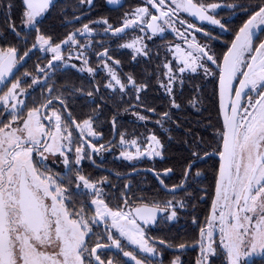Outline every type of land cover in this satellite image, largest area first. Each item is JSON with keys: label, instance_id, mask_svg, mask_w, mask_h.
Returning <instances> with one entry per match:
<instances>
[{"label": "snow or ice", "instance_id": "obj_1", "mask_svg": "<svg viewBox=\"0 0 264 264\" xmlns=\"http://www.w3.org/2000/svg\"><path fill=\"white\" fill-rule=\"evenodd\" d=\"M87 2L91 4L93 0ZM107 2L118 4L119 0ZM21 3L24 7L22 23L35 26L39 23L38 17L49 10L52 0H21ZM147 4L159 14H152L148 6H140L125 14L122 27L113 29L109 25L106 31L119 34L139 22L146 24L153 34L165 32L164 26H167L184 37V31L196 26L187 24L184 31L177 29V20L172 17H177L179 12L189 13L200 21H209L223 29L225 25L215 16L209 15V11L225 6L238 7L244 12L252 11V15L239 28L227 52L223 54L222 64L218 66L224 128L222 150L218 153L221 163L211 215L207 219L206 227L200 229L197 241L200 256L196 264H212L213 260L220 258H223V264H257L256 258L264 261V39L260 38L264 34V0L236 5L204 4L198 0H171V5L175 7H166V0H147ZM8 7H14V4L10 3ZM129 16L132 18L129 19ZM102 22L108 24L107 19ZM179 23L187 22L179 20ZM8 28L19 36L10 17ZM37 31L36 43L19 59L16 47L0 48V85L7 88L0 95V102L5 111L10 109L11 116L6 122L0 120V264H127L125 260L114 261L111 257L102 259V250L113 248L134 264H154L150 256L159 254L156 241L146 236L144 227L137 219L144 225L154 224L157 222L158 212L170 210L166 219L173 220L177 216V205L183 208L184 203L177 201L174 204L169 200L163 208L147 204L131 208L128 207V198L122 193L125 207L117 205L114 209L109 206L104 198L105 193L98 186L104 181H92L78 172L73 175V165L79 166L85 158L90 159V155L83 144L73 149L75 141L71 129L74 125L82 135L85 130L89 136L99 135L93 129L92 118L82 122L66 120L62 110L53 108L52 99H45L23 116L20 106L25 105V101L19 99V96L26 92L21 84L30 73H23L10 87L6 84L13 69L37 46L42 49L48 46L46 51L53 53L46 66L50 69L55 66L53 62L64 59L61 44H68L69 41L78 43L73 33L61 44L53 46L50 37L39 34L38 29ZM83 32L91 33L92 29L85 24ZM141 39L137 37L123 47L135 48L137 53L147 55L144 46L136 47ZM174 47L183 65L178 69L180 73L186 70L195 73L198 68H203L206 75L212 74L204 65L209 61L212 64L217 63L214 54H210V50L200 45L194 37L188 42V50L182 49L180 44ZM99 55L107 57L108 50L105 49ZM82 57L81 52L76 59ZM83 63L88 64L87 58L83 59ZM115 63L119 64V61ZM105 67L108 68L111 79L123 90L125 85L115 71L107 62ZM165 67L168 70L165 73L168 83L161 86L171 94L176 76L170 64ZM38 71L44 73L45 68H38ZM87 71L91 73L95 69L88 67ZM238 75L241 77L239 86L233 88V81ZM127 79L130 84L135 85L131 76ZM32 82L35 84L37 80L33 79ZM107 87H113L112 83ZM146 87L139 85L138 91ZM226 96L228 103H225ZM55 99L60 101L62 109H66L60 97ZM172 106L179 107L174 99ZM49 110L50 114H47ZM0 116H4V112H0ZM163 116L167 118L168 113H163ZM139 119L144 120L146 117L139 116ZM148 140L151 145L162 147L156 135L149 136ZM120 143L136 145L137 141H126L122 134ZM87 144L93 152L105 150L104 145L97 147L90 141ZM73 151L74 159H70ZM120 155L131 160L144 155L161 156V152L155 147L147 152L137 148L134 155L127 151ZM49 156L62 157L65 166L63 174L51 171ZM192 157L185 169L186 179L192 175V169L201 159L196 151H193ZM171 171L166 169L164 175ZM200 175L199 171L195 172V176ZM182 186L183 182L174 186L173 190ZM128 188L125 185L126 191ZM85 195H91L90 202L78 200V197ZM77 203L79 207L76 206ZM101 223L104 231H95V227ZM215 231H218V240L214 238ZM120 238H124L127 243H123ZM102 240L107 243L101 242ZM127 244L136 246L139 253L149 255L138 258L132 251L124 250ZM159 244L164 245L166 242L160 240ZM167 246L172 247L171 244ZM186 246L183 243L178 245L181 249ZM171 264H180V258L176 257Z\"/></svg>", "mask_w": 264, "mask_h": 264}, {"label": "trees", "instance_id": "obj_2", "mask_svg": "<svg viewBox=\"0 0 264 264\" xmlns=\"http://www.w3.org/2000/svg\"><path fill=\"white\" fill-rule=\"evenodd\" d=\"M68 1L71 2L69 11H63L65 7H61L62 4L66 5L67 0H57L47 16L37 23L39 33L50 37L52 43L62 41L72 29L76 30L100 17H107L111 23L114 22L118 25L123 22L125 14L129 13L133 7L135 8L145 2L144 0H126L120 9L111 10L106 6L105 0H93L90 8H86V0ZM200 1L206 4L220 3L222 5L259 2V0ZM10 3L14 4V7L9 8ZM71 10H73V16L67 18L66 15L71 14ZM23 11L24 7L21 0H0V48L16 47L18 59L23 55L25 49H31L33 43H36L34 31L31 35L22 33ZM219 12V16H232L233 20L230 22L236 23L237 27L232 29L230 33L222 35L221 39L213 40L202 37L207 43V50H210V54H214L217 61L216 64L207 62L206 68L210 69L212 74L206 75L203 68H198L195 73L185 71L176 74L171 94L161 84L166 85L168 83L165 76L167 72L166 63L170 62L173 69L178 70V63L169 49V44L174 43L177 39L167 35L149 38L146 56L138 57L135 62L129 59L124 60V63L129 64L126 71L127 75H130L136 84L127 87L126 91L111 90L102 83L99 76L82 73L74 68L65 69L66 73L57 76L59 80L65 81L69 93L55 89L50 95H63L62 97L67 99V106L76 122H82L91 117L93 129L99 134L96 136L98 137L97 140L101 142L110 140L115 131V138L112 142L113 151L103 155H95L96 166L87 160H85L87 162H81L79 166L73 165L74 176L78 172L92 181H102L104 176L107 178L105 182H109L108 179L111 180L110 185L104 183L98 185L103 187L105 199L109 206L116 207L121 204L123 202L122 193L128 200L133 197L144 202L150 201L151 198L162 202L165 197L170 196L172 199H184L187 202L188 220H192L197 214L198 177L195 176V172L199 169L210 172L215 168L217 159L214 156L209 155L196 162L192 169V175L188 177L184 188L177 194H169L162 190L156 178L149 172L140 171L130 176H124V174L138 167L152 168L156 171L171 169L173 175L163 178L167 185L178 184L185 177V169L193 159V151L198 152L200 157L204 156L205 153L219 151L224 128L219 108L218 66L221 64L223 54L227 51L234 33L252 15V11L244 12L238 7L225 6L219 8ZM9 17L15 23L16 32L19 33V36L8 28ZM70 18L73 20L71 24L67 23ZM126 56L124 51L122 57L125 58ZM26 63L25 67L21 61L16 75L9 82V86L15 82V79L21 78L25 72L30 73L28 76L30 80L36 77L37 71L33 60ZM139 85H146L147 87L138 91ZM21 87H26L25 80H23ZM6 90L1 91L0 95ZM32 93L36 95V99L39 101L32 100L30 97L33 95ZM32 93L29 94L25 111L38 106L49 95L47 90L39 92L34 89ZM173 99L179 105L178 108L172 106ZM148 109H155V111H148ZM165 112L168 113L167 118L163 116ZM139 116H144L146 119L141 120ZM114 119L115 123H113ZM122 134L128 140L138 138L143 148L148 144V137L153 134L156 135L162 145V147L158 146L157 148L161 152V156L146 155L137 161H130L120 156L121 149L117 143ZM87 138L92 141L95 140L89 135ZM74 147H78V145L74 144ZM70 159H74V151L70 154ZM60 168L63 167L58 166L55 172L63 174ZM114 173L119 174L118 178L114 176ZM116 180L119 182L118 186H115ZM125 185L129 186L127 191ZM256 262L257 264H264V261L259 258L256 259ZM184 264L194 263L189 259Z\"/></svg>", "mask_w": 264, "mask_h": 264}, {"label": "flooded vegetation", "instance_id": "obj_3", "mask_svg": "<svg viewBox=\"0 0 264 264\" xmlns=\"http://www.w3.org/2000/svg\"><path fill=\"white\" fill-rule=\"evenodd\" d=\"M56 1L57 0H52V4H51L49 10L43 16L38 17V21L44 19L47 16L52 5ZM144 1L145 2L143 4L137 5L135 8L140 7V6H148L150 9V12H152V14L157 15L156 10L151 8V6L147 4V0H144ZM125 2H126V0H125ZM198 2H202V1L198 0ZM92 4H93V2L91 4H89L86 0V8H90L92 6ZM105 4H106V0H105ZM204 4H206V3H204ZM122 6L117 7V8H110L108 6L107 7L110 8L111 10H117V9H120ZM167 6L175 7L174 5H171V0H166V7ZM61 7H65V8H63V11H69V9L71 8V2L67 0L66 5L62 4ZM135 8L133 7L129 13L133 12V10ZM72 11L73 10H71V14L66 15L67 18H69V16H73ZM209 13L212 14L213 16H215L216 18H218L225 25V27L228 29V31L220 29V28H216V27H213L210 25H206L202 22H197L190 16L189 13H186V12H179L177 14V17H172V19L177 20L175 27L177 29H179L180 31H184L185 28H187V24H194L196 26L195 28L202 29L204 31L211 33L213 35V37L206 36L202 33H199L198 31H195L194 29H187V31H184L185 33H187V35H189L188 33H192L197 41L200 40V42L202 44H205V47L207 49V45H206L207 43H205V41L202 37H208V38H211L213 40H217L219 38L221 39L222 35H224L226 33H230L232 31V29H235V27H237L235 25L236 23L230 22V20H233L232 16H229V17L224 16V15L219 16V14H220L219 8L216 9L215 11H209ZM131 18L132 17L130 16L129 19H131ZM104 19H107L108 24H104L102 22ZM179 20L186 21L187 23L186 24H180ZM72 22H73V20H72V18H70L67 23L71 24ZM122 23L117 25L114 22L111 23L107 17H100L98 19H95L91 23L90 22L86 23L92 29L91 33L83 32V26H81L76 30L72 29L70 31V33H68L67 36L64 37V39L62 41L66 40L70 34L75 33V39L79 40V44H77L76 46H77V48L82 49L81 52L83 53V58H87V60H88L87 65H85L82 60L79 61V59L74 58V55H76L77 48L75 47V44L70 43V41L65 46H63L64 44H61L62 41H60L58 43H52L51 42L53 46L55 44H61V51H62V55H63L64 59L61 61L53 62L55 66L53 68H50V69L47 68L46 66L48 65V61L51 60L53 53L50 51H46L48 46H45V48H43V49L40 48L39 46L32 49L33 52L31 51L29 53L28 57H26L22 61V64L26 67V64H27L26 62H28L29 60H33L34 65L36 67V71H37V75L33 79H36L37 83L33 84V82H32L33 79L30 80L28 77L24 78V80L26 82V87H25L26 92L19 99L24 100L26 106L25 105L20 106L21 114L23 116H26L28 110L25 111V109L27 107V101H28V98L30 96L29 94L34 92V89H37V91H39V92H42L43 90H47L49 95L45 99H52L53 100V105H52L53 108H55L57 110H62L65 119L75 120L72 117L71 111L69 110V108L67 106V103H66L67 99L65 97H62L63 95L62 96L53 95V94L50 95V93L53 92L55 89L57 91L62 90L63 92L69 93L68 87L66 88L65 81L59 80L57 78L58 75L64 74L67 72L65 69L74 68V69H76L82 73H86V74H90V75L95 74V76H99V79L107 87L108 83L110 82V75H111L108 68L105 67V62H107V64L115 71L117 77L125 85V88L123 90L121 88H114V89H111L110 87H108V88H110L111 90L120 89V91H126L127 87H131V86H133V84H130L128 82L127 78L130 75H127L126 71H127V66L129 64L124 63V60L129 59L132 62H135L138 57L146 56L144 54H139V53L133 54L132 50L123 47L124 42L127 41L130 34L136 33V35H137L138 32L140 33V31H141L139 29L143 28L144 30H143V32H141V35L143 37V40H144L146 46H147V40L153 36H165V35H167V36L174 37L175 39H177V41L180 39L179 38L180 36L177 34V32L173 31L170 28H167V26L162 25L165 27V32L153 34V33L148 31L146 24H141L139 22L136 25H134L131 29L127 30L125 33H123L121 35H114L110 31H106V29L108 28L109 25H111L112 28L115 29V28L122 26ZM161 24H162V22H161ZM22 26L23 27L21 30H22L23 34L28 33L29 35H31V34H33V31H34L35 37L38 35L37 24L35 26H28V25L22 24ZM239 28H238V30H239ZM78 30H80V31H78ZM238 30H236V32L234 33V36H233L231 42L235 38V35L238 32ZM39 34H41V33H39ZM187 35L185 34L184 37H186ZM260 38L264 39V34H261ZM87 41L89 44L85 45ZM179 41L182 42V40H179ZM231 42L229 44V47L231 45ZM257 43H258V41H257ZM173 44L174 43H170L169 45H173ZM80 45H84L85 47L81 48ZM105 49L108 50L107 57L100 56L99 54L103 53ZM25 51H28V49H25ZM124 51L127 55L125 58L122 57V53ZM145 51L147 52V48H145ZM78 54H80V52ZM70 55H71V58H70ZM17 59H18V54H17ZM115 61H119V64H116ZM20 64H21V62L16 66L17 70H16L15 74L13 75V77L16 75V73L20 67ZM85 66L95 69V71H94L95 73L94 72L90 73V72L86 71L84 69ZM38 68H45V72L44 73L39 72ZM82 68L84 69V71L81 70ZM51 76H55V77L52 78ZM13 77L7 82L8 87H10L9 82L13 79ZM166 78H167V76H166ZM240 78L241 77H239V75H238L237 79L233 81V88L239 86L238 81ZM167 80H168V78H167ZM218 83H219V79H218ZM4 89H7V88L4 86L2 91ZM49 89H51V92H49ZM30 97L34 101H39L38 99H36L37 97L34 94ZM55 97H60L64 101V104L66 105V109L61 108L60 101L56 100ZM10 103H11V101H10ZM3 109H4L3 104H2V102H0V112H4V116H0V120L6 122L11 117L8 114L10 111H5ZM50 111L51 110H49L47 114H50ZM42 114H43V110H42ZM8 116H10V117H8ZM220 117H221V114H220ZM221 120H222V118H221ZM45 123L47 124L48 121H45ZM222 123H223V121H222ZM71 130L73 131V139L76 142L74 144H77L79 146L77 141L82 139L83 142L81 141V143L85 144V148H87L86 150L89 152V155H90V159L85 158L81 162L84 163V162L88 161L92 165L96 166L97 164H95V162H94L95 155H103V154H107V153L113 151L112 142L114 141V138H115V131L113 132L114 135L110 140L101 142V141L97 140L98 137H95L94 141L87 138L88 134H86L85 132L82 135L80 133V131L75 128L74 125L72 126ZM88 141L92 142L93 144H96L97 147H99L100 145H104L105 150H102L100 152H94L93 157H92L91 156V153H92L91 148L88 147V144H87ZM220 150H222V144H221L219 151ZM219 151L210 152V153L218 154ZM120 152H121V150H120ZM212 156H214L217 159V163H216L215 168H213L210 172H204L202 169L198 170L201 173V175L198 177V205H196L197 214L194 216V218L192 220H188V218H187V213H186L187 202L184 199H178L177 200L175 198L172 199V198H170V196H167V197H165V199L162 202H160L156 199H153V198H151L150 201H148V202L140 201V200H138V198L135 199L133 197L128 200V207H131V208H135V207L141 206L143 204H147L149 206L158 205L160 208H163V207H165V203L169 200L173 201L174 204L177 201H182L185 205L183 208H180L177 205V208H176L177 216L173 220H167L166 219V217L168 215H170V210L165 211L163 214H161L159 217H157V222L154 224L144 225L137 219V222L140 223L142 225V227H144L146 236L151 238V239H154L156 241V247L158 249L159 254L150 256V259L154 262V264H171V261L173 259H175L176 257L180 258V264L186 263L189 259H190V261H193L194 264H196L197 259L200 256V248L197 244V241L199 239L200 229L206 227L207 219L211 215L212 203H213V200L215 199V185H216V180L218 177V172H219V167H220L219 158L215 155H212ZM85 160H87V161H85ZM48 163H49V167L53 173L58 169L59 164L61 166H63L62 162L60 163L57 156H49ZM138 168H144V167H138ZM60 169L62 170L61 171L62 173L65 172V169H63V168H60ZM135 169H137V168H135ZM165 170H160V171L155 170V171L157 172V174L160 175L161 179L163 180V182L165 183V185L167 187L178 186L183 182L184 179L178 184L167 185L163 177L172 176L173 171H171L168 175H164L163 171H165ZM55 173H58V172H55ZM58 174H60V173H58ZM114 176H116V178H118L119 175H115V173H114ZM106 179L107 178L105 176L102 177V181H104V184L110 185L111 180L108 179L109 182H105ZM187 179H186V181H187ZM156 180H157V178H156ZM114 183H115V186L119 185L118 180H116ZM157 183L160 186L158 180H157ZM185 184H186V182L184 183L181 190L184 188ZM100 188L103 190V187H100ZM160 188L162 189L161 186H160ZM162 190H164V189H162ZM181 190H179L178 192H174V193H170V192H167L165 190L164 191L166 193H169V194H177ZM103 192L105 193L104 190H103ZM91 198H92L91 195H85V196H80L78 200H84L85 202H90ZM118 205L120 207H125L123 202L121 204H118ZM76 206L79 207L80 206L79 203H77ZM113 208L115 209L116 207H113ZM125 210H127V208H125ZM94 230L97 232H103L104 231V225L101 223L100 225L96 226ZM113 232L115 233V230H113ZM214 238L218 240V231L214 232ZM120 239L122 240L123 243H127L126 241H124V238H120ZM160 240H164L167 245L171 244L172 247H168V246L159 244ZM101 242L107 243L106 240H102ZM92 243L94 245L95 238H93ZM182 243L189 245V246H192V245H197V246L192 248V249H185L182 251H173L172 249H170V248H177L178 245L182 244ZM124 250L125 251H132L134 254H137L138 258H141V259L144 256L149 255L147 253H139L138 248L134 245H131V244H127V246L125 247ZM102 251L104 253L102 255V259H107V258L111 257L114 259V261L125 260V261H127V264H134L133 261H130V260H128V258L123 257V254L116 249L102 250ZM212 264H223V258L213 260Z\"/></svg>", "mask_w": 264, "mask_h": 264}, {"label": "rangeland", "instance_id": "obj_4", "mask_svg": "<svg viewBox=\"0 0 264 264\" xmlns=\"http://www.w3.org/2000/svg\"><path fill=\"white\" fill-rule=\"evenodd\" d=\"M139 30H141V29H139ZM141 32H143V31H140V33L138 32V34L136 35V33H132V34H130V36L128 37V39H127V41L126 42H124V45H126V44H129V43H131L133 40H135L137 37H140V38H142L141 39V41H140V43H138L137 45H136V47H141V46H144V49L146 48L145 46V42H144V40H143V37H142V35H141ZM187 35V33H185L184 32V35ZM189 35H187L186 37H181L180 35V39L179 40H182V42H180L179 40L178 41H175L174 42V44L173 45H169V49H170V51H171V54H172V56H173V58H175L176 59V61H177V63H178V69L180 68V67H182L183 65H182V62L180 61V59L178 58V54H176V52H175V45L176 44H180L181 45V47H182V49H185V50H188V42H190L192 39H193V37H194V35L192 34V33H188ZM186 38V39H185ZM195 38V37H194ZM76 40V39H75ZM195 40H196V38H195ZM78 43H73V44H75V47L77 48V44H79V40H76ZM197 41V40H196ZM200 45H202V46H205V44H202L201 42H200V40H198L197 41ZM70 43H72L71 41H70ZM89 43H88V41L86 42V44L85 45H88ZM66 44H64L63 46H65ZM124 48H128V47H124ZM128 49H130V50H132V52H133V54H137V51H136V49L135 48H128ZM81 50L82 49H80V48H77V50H76V55H74V58H76V56L77 55H79L78 53L80 52L81 53ZM139 54H143V53H139ZM195 54V53H194ZM83 57L81 58V59H79V61L80 60H82L83 61ZM167 64H170V66H171V63L170 62H168ZM206 65H207V62L205 63V67H206ZM172 67V66H171ZM87 66H85V70L87 71ZM172 70H173V74L176 76V74H181L178 70H175V69H173V67H172ZM84 71V70H83ZM168 71V70H167ZM186 71H190V70H186ZM168 78V77H167ZM110 82L112 83V85H113V87H110L111 89H114V88H120V86L119 85H117V84H115V81H113L112 79H111V75H110ZM109 82V83H110ZM108 83V84H109ZM174 83V82H173ZM173 85V84H172ZM3 95V94H2ZM23 95H21V96H19V98L20 97H22ZM3 110H5V109H3ZM7 111H10V109L9 110H7ZM9 114V113H8ZM8 117H10V116H8ZM10 119H11V117H10ZM85 133L87 134V131L85 130ZM96 136H92V138H95ZM126 141H131V140H133V139H130V140H128V139H126V138H124ZM136 141H137V144L136 145H131V144H121L120 143V139H119V141H118V143H117V146L121 149V152H124V151H127V152H131V153H133V155L135 154V152H136V150H137V148H139L140 149V151H143V152H147L148 150H150V148H153V147H155L156 148V150H157V148H158V146H155V145H151L150 144V142H149V140H148V144H146L145 145V147L143 148L142 147V144L140 143V141H139V139L138 138H134ZM80 141V142H79ZM78 141V144H79V146L81 145V144H83L84 146H85V144L84 143H81V141H82V139H80ZM83 142V141H82ZM76 145V144H75ZM75 147H74V145H73V149H74ZM87 149V148H86ZM120 152V153H121ZM89 153V152H88ZM121 156V155H120ZM144 156H146V155H144ZM58 157V160L60 161V163L62 162V157H59V156H57ZM141 157H143V156H140V157H138V158H134V159H131L130 161H136V160H139ZM83 161V160H82ZM63 164V163H62ZM59 166H61L60 164H59ZM63 167V169H65V166L63 165L62 166Z\"/></svg>", "mask_w": 264, "mask_h": 264}, {"label": "water", "instance_id": "obj_5", "mask_svg": "<svg viewBox=\"0 0 264 264\" xmlns=\"http://www.w3.org/2000/svg\"><path fill=\"white\" fill-rule=\"evenodd\" d=\"M125 3V0H119V3L118 4H111V3H108L107 2V0H106V5L108 6V7H110V8H117V7H120V6H122L123 4ZM156 10V9H155ZM156 12H157V10H156ZM159 13L157 12V15H158ZM209 15H212V14H210V13H208ZM191 16V15H190ZM213 16V15H212ZM195 21H197V22H202V23H204V24H206V25H210V26H213V27H216V28H220V26L219 25H213V24H211L209 21H200L198 18H196V17H193V16H191ZM216 18V17H215ZM216 19H218V18H216ZM222 23V22H221ZM223 24V23H222ZM134 26V25H133ZM133 26H131V27H129V28H127V29H125V31L124 32H122V33H119V34H114L112 31H110L112 34H114V35H121V34H123V33H125L127 30H129V29H131ZM120 27H122V26H120ZM119 28V27H118ZM192 29H194L195 31H198L197 29L198 28H192ZM221 29V28H220ZM223 30H226V31H228V29L226 28V27H224L223 28ZM148 31L149 32H151L152 33V31L150 30V29H148ZM199 33H202V34H204V35H206V36H209V37H213V35L211 34V33H209V32H207V31H204V30H202V31H198ZM227 52V51H226ZM223 60V59H222ZM221 64H222V62H221ZM16 70H17V68H14L13 69V73L7 78V80H6V84H7V82L13 77V75L15 74V72H16ZM4 88V85H0V92L2 91V89ZM218 97H219V108H220V114H221V118H222V121H223V112H222V110H221V107H220V105H221V99H220V84L218 83ZM225 103H228V97L226 96L225 97ZM75 121V120H74ZM79 130V129H78ZM80 131V130H79ZM92 143V142H91ZM93 144V143H92ZM91 156L93 157V151L91 150ZM211 155H215V156H217L218 158H219V160H220V157H219V155L218 154H216V153H212ZM207 156H209V155H204V156H202L201 157V159H203V158H205V157H207ZM220 163H221V161H220ZM140 171H145V172H149V173H151V174H153L156 178H157V180H158V182H159V184H160V186L162 187V189H164L165 191H167V192H170V193H174V192H178L179 190H181V188L183 187H179V188H176L175 190H173L174 189V187H167L166 185H165V183L163 182V183H161V181H163L162 179H161V177H160V175L159 174H157V172L155 171V170H153L152 168H147V167H144V168H137V169H135V170H132V171H130V172H128V173H126V174H124V176H130V175H133V174H135V173H137V172H140ZM164 172L165 171H163V174H164ZM115 175H119V174H116L115 173ZM186 182V178H184V180H183V185H184V183ZM181 185V184H180ZM164 212H158L157 213V217H159L161 214H163ZM139 220V219H138ZM140 221V220H139ZM142 224H143V222L142 221H140ZM165 246H167V244H164ZM197 245H192V246H189V245H187L185 248H183V249H181V248H179V247H177V248H170V249H172L173 251H182V250H185V249H192V248H194V247H196ZM114 249V248H113ZM108 250H110V249H108Z\"/></svg>", "mask_w": 264, "mask_h": 264}]
</instances>
